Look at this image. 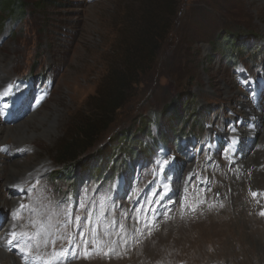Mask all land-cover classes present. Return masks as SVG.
Masks as SVG:
<instances>
[{"label":"rangeland","instance_id":"rangeland-1","mask_svg":"<svg viewBox=\"0 0 264 264\" xmlns=\"http://www.w3.org/2000/svg\"><path fill=\"white\" fill-rule=\"evenodd\" d=\"M151 4L156 61L136 62L125 104L78 154L111 153L127 130L132 151L102 160L114 175L73 185L57 152L135 53ZM228 33L237 54L221 46ZM44 112L52 131L0 133V264H264V0H17L0 9V128ZM162 116L165 136L189 119L165 141ZM11 162L31 168L7 182ZM9 225L41 234L7 251Z\"/></svg>","mask_w":264,"mask_h":264},{"label":"trees","instance_id":"trees-1","mask_svg":"<svg viewBox=\"0 0 264 264\" xmlns=\"http://www.w3.org/2000/svg\"><path fill=\"white\" fill-rule=\"evenodd\" d=\"M16 2L17 0H0V9L15 6ZM21 5L22 4H20V6ZM150 6L153 5L151 4ZM161 7L163 10L167 6L165 3H162ZM148 8H150V11L148 13V17L146 18V27L142 35L138 38L137 45L135 46V53L133 50L132 56L129 57V59H127V61L124 63V68L122 71L112 73V75L110 76L112 82H110L109 87H107V89L103 92L102 98L98 102L88 105V111L86 112V115H84L82 121L79 124V131L76 133V136L73 137L71 140L67 141L62 147V149L58 150L57 152L58 156L60 157V162L66 167L65 170L61 172V174L66 175L67 177H71V180H73V185H77V183H79L83 178H87L89 176L99 178L103 177L104 175L105 177L114 175L115 171L107 169V167L103 163L104 161L102 160L108 159L109 157L111 160L117 158L118 155H120V151L128 149L127 147H129V144H127V142L135 134L132 132V130H127L125 134H120V136L118 135L117 137L114 136L115 138L113 137L111 139V142L116 146L113 148V152L111 153H109L110 149L108 148L100 156L90 157L86 164H82L79 159L78 151L80 149L85 150L93 146V144L96 142L97 136L100 133L102 125H104L109 119V117L115 114L125 104L126 92L132 87V84H134V82L136 81L134 77L135 74H137L138 71L142 70L143 68V65H137L136 62L142 64L143 61H148L150 64H152L156 61L158 54V47L156 46V36L158 34V30L161 27V13L160 11L158 13L157 9L154 6ZM222 37L223 41L221 46H225L228 52H231L232 54H237L238 51L235 50V47L240 44L242 39L241 35L228 33L225 36L223 35ZM171 115L175 117L174 119L176 122L181 119V111L179 110L177 105L172 108ZM163 119V116L158 119V121H160L158 125V132H160L162 137H166L165 141H172L176 137V131H181V128L184 129L183 127L186 123H188L187 121L189 118L187 116H185V118L182 117V123L180 126L181 128L178 129H176V122H170V124L168 125L169 127L173 128V132L170 136H165V132H163L162 130L163 127L167 126L164 123ZM139 121L143 129L140 131L143 132L145 128L149 127L152 118L148 116H141ZM196 123L197 121H194V124ZM139 137L140 136H138L137 139H139ZM128 150L132 151L131 149ZM114 151L118 152L114 153ZM138 151L137 156H139L140 154L148 155V152H150V150L144 151V149H140ZM134 153L135 152H131L129 153V155L133 157V155H135ZM94 159L96 161L95 167H93L91 163V161ZM70 163L77 165L75 166L76 168H74V171L73 169L71 170L70 168H67ZM124 166L126 167V164H124ZM68 174H70V176H68Z\"/></svg>","mask_w":264,"mask_h":264},{"label":"bare ground","instance_id":"bare-ground-1","mask_svg":"<svg viewBox=\"0 0 264 264\" xmlns=\"http://www.w3.org/2000/svg\"><path fill=\"white\" fill-rule=\"evenodd\" d=\"M7 76V74H6ZM6 83L10 81V77H6V79L4 80ZM248 106V105H246ZM245 108V107H244ZM248 108V107H247ZM250 109V108H249ZM248 110V109H247ZM254 110V109H253ZM249 111V110H248ZM39 112V111H38ZM47 121H50L49 120V117H48V113L47 112H44L42 114H37V113H34L32 115V117L29 119V122L26 123V122H21V123H18L16 125H14L13 127H1L0 128V133H4L5 134V137L8 136L11 132L14 133L15 137L18 135L20 136L21 138L19 139V141H26V139L30 138L31 134L30 132H32V135H34L35 133V130L33 127H35V125H39L41 126L42 128H44V131H52L55 127L53 126V122L50 121V125H49V128H46L44 126V122H47ZM32 126V127H31ZM246 129V128H245ZM245 129H241V130H245ZM240 130V129H239ZM238 130V131H239ZM250 130V129H249ZM236 132V130H234V133ZM233 133V132H232ZM239 134V133H238ZM251 142H249L247 145H243L245 146V149L248 150L249 146ZM239 144V143H238ZM258 154V153H257ZM258 156V155H257ZM234 158V157H233ZM254 158V157H253ZM235 159V158H234ZM238 159V158H237ZM248 159V158H247ZM257 160V158H256ZM249 162V161H248ZM251 162V161H250ZM262 162V161H261ZM25 163V162H23ZM40 164V163H39ZM47 165V164H46ZM189 166V165H188ZM9 177L6 178V181L7 182H10V181H13L12 179H18L20 177L18 176H21L22 173H25L26 171H28L31 166L29 165H26V164H19V163H16V162H11L9 163ZM190 168V166L188 167ZM40 169V168H39ZM41 171V170H40ZM189 172V171H188ZM188 174V173H187ZM253 182H256L255 180H251ZM12 184L13 183H16V182H11ZM257 183V182H256ZM16 185V184H14ZM185 188V187H184ZM3 195V194H1ZM178 196H181V195H178ZM10 197V195H9ZM182 197V196H181ZM4 198V197H3ZM12 198V197H11ZM183 198V197H182ZM12 200V199H11ZM14 202V201H13ZM17 204V203H16ZM11 209V208H10ZM3 210V209H2ZM2 213V212H1ZM8 225V223H7ZM12 231H16L14 227H12L11 225H9L8 227V231L6 232L7 234V237L9 239V234L12 232ZM1 238V237H0ZM7 240V239H5ZM14 242L13 241V244L12 245H8L7 241H2V244L4 245V248L7 250V251H10V249H12V247H14Z\"/></svg>","mask_w":264,"mask_h":264},{"label":"snow or ice","instance_id":"snow-or-ice-1","mask_svg":"<svg viewBox=\"0 0 264 264\" xmlns=\"http://www.w3.org/2000/svg\"><path fill=\"white\" fill-rule=\"evenodd\" d=\"M252 195L253 196H256L257 195V193H252ZM21 208H24L25 207V205H21L20 206ZM262 215H264V212H262L261 213ZM15 218H17L16 217V214H14V219ZM77 220H79V217H77L76 218ZM35 223V222H34ZM13 227H15V225L13 226ZM43 226H41V228H42ZM122 227V226H121ZM40 232L38 231L37 233H35L34 235H32V236H30L27 232H16V231H12L10 234H9V239L7 240V243H8V245H12L13 244V241H19L21 238H23V237H27L28 238V240L30 241V240H32V239H34V238H36V237H38V236H40ZM46 244L48 243V241L47 240H45L44 241ZM52 243H55V241H52ZM17 248H18V251H20L21 253H25V254H27V255H29V256H31V252H32V249H31V245L29 244V245H25V246H19V245H17ZM66 255V253L65 252H63V251H61L60 253H57V256L58 257H63V256H65ZM88 253L87 252H85V257L87 258L88 257ZM36 259H41V257H36Z\"/></svg>","mask_w":264,"mask_h":264}]
</instances>
